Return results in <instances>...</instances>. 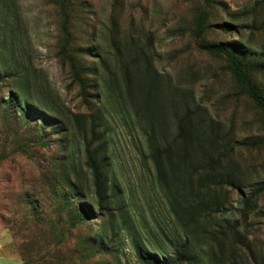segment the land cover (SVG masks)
I'll return each mask as SVG.
<instances>
[{"label": "rangeland", "instance_id": "1", "mask_svg": "<svg viewBox=\"0 0 264 264\" xmlns=\"http://www.w3.org/2000/svg\"><path fill=\"white\" fill-rule=\"evenodd\" d=\"M0 6L19 16L10 63H20L0 75V98L16 95L21 85L70 122L65 131L28 126L0 100V264H141L136 246L146 249L183 235L155 183L146 136L111 99L126 79L146 75L148 60L160 75L147 74L148 96L165 111L169 132L199 108L202 133L209 141L210 135L218 138L217 148L229 153L232 173L243 181L241 191L212 187L209 199L221 208L209 223L217 238L207 234L204 247L212 243L214 264H264V192L245 200L264 183V112L225 55L204 46L222 42L249 55L264 50V0H0ZM201 10L211 24L198 35ZM67 15L70 46L64 52ZM71 56L83 84L74 79ZM253 81L264 89V71L255 72ZM93 127L106 134L103 153L113 187L102 203L86 164L85 143L97 136ZM247 142L258 145L241 144ZM73 165L82 178L77 193L86 191L90 199L71 193ZM65 193L73 207L61 200ZM80 203L90 210L85 219L75 211ZM101 230L107 250L96 253L93 239ZM203 257L208 264V254Z\"/></svg>", "mask_w": 264, "mask_h": 264}, {"label": "trees", "instance_id": "2", "mask_svg": "<svg viewBox=\"0 0 264 264\" xmlns=\"http://www.w3.org/2000/svg\"><path fill=\"white\" fill-rule=\"evenodd\" d=\"M206 2L211 5L214 0H206ZM235 17L239 18L240 14H236ZM208 19L209 13L206 10H201L197 15L195 28L198 35H202L208 30V26L211 24ZM18 20L19 16L17 14L11 16L0 6L1 78L5 77L9 70L14 67L18 69L20 66V63H16L14 66L10 63L14 59L16 49L17 29L14 26H16ZM68 22L69 17L67 15L63 25L66 35L62 48L64 52L70 46ZM204 46L211 52L225 55L229 68L241 81L245 92L264 112V89L253 81L255 72L264 71V50L255 51L252 55H249L247 52L237 50L238 48L234 45L231 46L227 43H209ZM70 61L75 75L74 79L83 84L80 69L76 64L77 61L72 56ZM147 63L148 67L142 70L146 75L141 74L140 78L132 82L126 79L125 87L120 89L119 94H114L111 99L113 100L112 103L120 107L124 114L125 111L129 114L132 121L135 120L139 130L146 136L149 159L152 161L155 171V183L166 193L175 223L177 227L181 228L183 235L180 236L179 233H176V238L168 237V242H157L149 245L146 249L136 246V258L141 264H205L206 260H204L203 255L208 254V264H214L218 258L212 243H208L206 248L202 243L207 234L212 238H217L216 228L209 223L214 214L220 210L221 202L217 199L210 201L209 198H214L211 189L214 186L229 185L241 191L244 187L241 183L243 181L232 173L228 162L229 153L219 151L217 148L218 138L215 139V136L210 135L212 138L209 141L206 134L202 133L201 121L204 117L199 108H189L191 110L187 111V114L178 120L177 130L174 133L169 132L165 111L158 107L153 99L148 96L151 92L149 90L150 86L146 85L145 78L149 77L147 74L150 75L152 71L155 76L160 75L153 70L150 60ZM156 91L159 92V90ZM0 100L5 101L1 103L7 111L13 109L18 112L28 126L33 125L42 130L49 127L54 131H65L70 128L69 120L63 117L60 111L55 113L54 108L44 105V100L38 94L29 92V89L21 88V85L17 87L16 95L10 92L7 98L3 97ZM177 112L175 111V113ZM29 119L33 124L29 122ZM103 123L107 130V123L104 121ZM107 131L109 132V130ZM100 132L96 127L92 128V134H97V136L93 138L94 141H86L85 150L86 164L92 171L95 192L100 198V203H102L107 201V190L111 188V183L107 174L109 171L108 159L103 153L107 144L106 134ZM99 133L100 135H98ZM84 137L87 138L85 135ZM97 137L99 139H96ZM40 140L44 141L43 134L40 135ZM98 140V145H95ZM241 144L258 145L256 142L255 144L250 142ZM3 158L4 155H0V160ZM73 169L75 172L73 175L71 174L72 176H69V173L67 174L73 180V183L68 181L71 193L77 195L80 200L90 199V195L83 191L84 188L82 190L84 193H77V190L81 188L82 178L76 171L75 165H73ZM262 192H264V183L251 191L245 200L249 202ZM61 200L69 205H72L71 202H73L68 193H65ZM87 204L90 205L91 202H87ZM80 205L75 209L76 214L79 215L80 219H85V214H89L90 210L88 213L85 204L80 203ZM100 207L105 208V205ZM34 208L37 207L34 206ZM107 209L109 210V208ZM93 241L92 246L100 248L94 250V252H106V245H102L103 242L107 241L106 231L101 230L98 238L93 239ZM243 244L252 252L249 243L243 241Z\"/></svg>", "mask_w": 264, "mask_h": 264}]
</instances>
